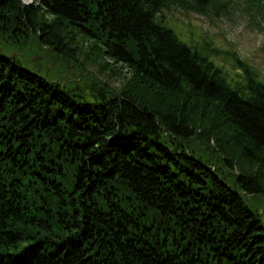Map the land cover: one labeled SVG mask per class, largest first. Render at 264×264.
<instances>
[{
  "label": "trees",
  "instance_id": "obj_1",
  "mask_svg": "<svg viewBox=\"0 0 264 264\" xmlns=\"http://www.w3.org/2000/svg\"><path fill=\"white\" fill-rule=\"evenodd\" d=\"M237 4L264 25V0H0V264H264V84L164 25Z\"/></svg>",
  "mask_w": 264,
  "mask_h": 264
},
{
  "label": "rangeland",
  "instance_id": "obj_2",
  "mask_svg": "<svg viewBox=\"0 0 264 264\" xmlns=\"http://www.w3.org/2000/svg\"><path fill=\"white\" fill-rule=\"evenodd\" d=\"M24 2L30 3L31 0ZM251 15L252 11L245 4H237L227 14L219 15H203L174 8L164 11V25L187 45L218 51L219 55L211 57V60L222 68L231 84L241 81L240 72L234 68L235 57L249 65L264 84V25ZM69 47L77 60L76 64H80L92 82L115 91L121 89L128 77L126 70L121 73V65H114L108 59L97 61L88 55L89 45L81 40L69 43ZM30 61L33 66L46 71H56L58 63H63L51 52L42 51L33 54ZM74 71V67H70V73ZM78 73L72 75L74 79Z\"/></svg>",
  "mask_w": 264,
  "mask_h": 264
}]
</instances>
